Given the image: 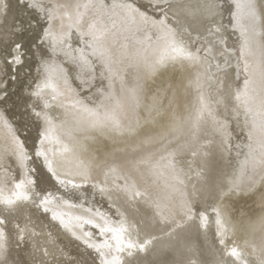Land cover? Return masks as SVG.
Segmentation results:
<instances>
[{"label": "snow or ice", "instance_id": "1", "mask_svg": "<svg viewBox=\"0 0 264 264\" xmlns=\"http://www.w3.org/2000/svg\"><path fill=\"white\" fill-rule=\"evenodd\" d=\"M148 255L264 264V0H0V264Z\"/></svg>", "mask_w": 264, "mask_h": 264}, {"label": "bare ground", "instance_id": "2", "mask_svg": "<svg viewBox=\"0 0 264 264\" xmlns=\"http://www.w3.org/2000/svg\"><path fill=\"white\" fill-rule=\"evenodd\" d=\"M229 2H231V0H229ZM166 231V227L163 225H154V226H150L147 228V232L152 234V235H156V236H160L162 235L163 232ZM186 239H188L191 242L194 243H201L204 248L206 249L212 242V235L211 233L208 234L207 237L201 235V233L198 231L197 227L195 225H193L191 228H189L186 231ZM67 243V241H66ZM142 264H152V256L148 255L145 258L142 259Z\"/></svg>", "mask_w": 264, "mask_h": 264}]
</instances>
